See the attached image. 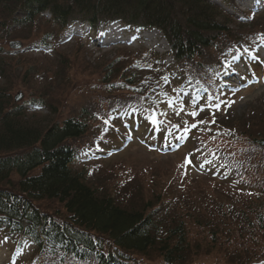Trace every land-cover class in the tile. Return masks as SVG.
<instances>
[{
    "label": "rangeland",
    "instance_id": "374dc122",
    "mask_svg": "<svg viewBox=\"0 0 264 264\" xmlns=\"http://www.w3.org/2000/svg\"><path fill=\"white\" fill-rule=\"evenodd\" d=\"M212 1L222 11L235 13L238 18H233L232 27L241 26L244 34L260 35L248 44L243 43L248 45L246 48H231L221 54L215 46L205 48L202 58L176 64L187 74L181 76L184 88L177 84L173 74L178 71L166 70L161 74L146 56L148 51L162 56L169 51V44L155 28L135 29L117 22L119 34L105 30L112 27L111 23L88 32L83 29L81 37L65 30L61 34L54 32L52 40L45 41L42 47L40 39L50 26L48 15H44L37 17L34 26H10L16 30L7 33V37L0 25V89L8 92L13 103L20 94L15 104L25 106L30 124L61 123L67 118H79L86 109L93 116L88 121V131L81 139L68 141L77 151L73 170L83 173L85 184L100 195H110L127 210L139 211L147 199L160 191L164 199L161 215L166 208L163 216L182 219L192 245L177 264H264V149L250 143L243 134L264 132V10L253 8L261 0ZM6 16L7 12L0 8V21H7ZM153 31L159 34L153 35ZM15 41L18 46L11 48L10 42ZM248 48L250 54L244 51ZM237 50L242 52L236 53ZM115 55L144 69L138 70L139 84H147V97L141 101L139 98V105H129V100H134L130 99L132 93L110 92L111 88L104 85L103 67ZM233 56L239 58L233 61V67H224ZM169 59L166 55L164 66H170ZM159 85L158 89L151 88ZM193 95L197 97L196 107H205L195 118L186 114L193 110L189 99ZM178 97L185 107L179 116L168 107L170 98L178 106ZM29 99L41 102V106L29 107ZM223 101L234 103L227 107ZM116 102L124 105L96 119L99 110ZM217 102L219 111L208 109V105ZM128 108L138 112L144 121L139 124L140 120L131 115L122 118L119 111ZM153 109L167 113L166 117H157L163 129L147 121ZM211 112H215V124H201L178 139L184 121L189 125L197 120L211 121ZM173 124L180 127L172 129ZM186 158L191 160L190 164L185 163ZM10 179L14 183L18 176L12 173ZM162 192L168 197L164 198ZM34 204L44 213L66 217L62 205L55 200ZM221 206L220 211L228 213L230 226L218 234L214 244L209 227H213L215 220L211 221L209 215L222 225L217 209ZM227 207L238 212L231 215ZM8 235L0 227V264H99L95 259L79 261L62 254L41 255L27 238L17 236L10 242ZM101 247L108 261L109 253L118 254L108 240ZM244 249L247 253L243 254L240 251ZM120 254L121 264H165L156 252L147 256Z\"/></svg>",
    "mask_w": 264,
    "mask_h": 264
},
{
    "label": "trees",
    "instance_id": "16d2710c",
    "mask_svg": "<svg viewBox=\"0 0 264 264\" xmlns=\"http://www.w3.org/2000/svg\"><path fill=\"white\" fill-rule=\"evenodd\" d=\"M0 8L7 12V21H0L5 37L16 30L10 26H34L37 17L49 13L50 26L42 35L43 42L51 41L54 32H61L73 19L96 27L113 20L135 27H155L169 44L172 70L178 71L175 74L181 81V76L187 74L176 64L202 58L205 48L215 46L220 54L231 48H246L248 45L243 43L248 44L260 35L244 34L241 26L232 27L234 16L207 0H0ZM146 56L159 71L166 70L157 54L148 52ZM126 60L115 55L104 65V85L111 88L110 92L132 93L130 99L134 100H129V105L135 106L139 105V98L141 101L147 97V84H139L138 70H144L143 67L130 65ZM144 67L152 70L150 66ZM28 101L29 107L41 106L34 99ZM123 105L110 103L95 117L113 113ZM92 119L84 109L79 118L48 122L44 126L30 124L25 106L14 104L8 92L0 89V227L11 241L27 238L46 256L62 254L79 261L95 259L99 264H121L120 252L144 256L156 252L165 264L182 261L192 245L182 219L163 216L166 208L161 215L164 199L160 191L147 199L139 211L127 210L110 195H100L94 187L85 184L83 173L73 170L77 151L68 141L81 139ZM243 134L250 143L264 149V132ZM12 173L18 176L14 183L10 179ZM163 197L168 196L163 193ZM41 200L60 203L66 217L44 213L34 204ZM222 207L217 208L222 225L209 215L211 221L215 220L211 223L213 227H209L214 244L218 234L230 226L228 213L220 211ZM237 212L238 209H231L229 214ZM258 219L262 220L261 214ZM105 240L118 251L117 255L109 253L110 261L101 250ZM240 252L247 253L245 249Z\"/></svg>",
    "mask_w": 264,
    "mask_h": 264
},
{
    "label": "snow or ice",
    "instance_id": "6c2138e0",
    "mask_svg": "<svg viewBox=\"0 0 264 264\" xmlns=\"http://www.w3.org/2000/svg\"><path fill=\"white\" fill-rule=\"evenodd\" d=\"M247 51V50H245ZM253 59H256L257 57L253 56ZM239 59L238 57L233 56L231 61H227L224 65V67L226 68H232L233 67V61ZM165 80V82H168V78L164 77L163 78ZM173 91H177V89H173ZM164 95H167V93H165ZM179 99V97L177 98ZM193 107V110L190 112H187L186 114L189 115L190 117H197L200 115V113L205 111V107L204 106H199L198 108L196 107V102H197V97L195 95L190 96L189 97ZM208 99H213V97L209 96ZM215 99H219V98H215ZM223 103L227 106L230 107L232 103H234V101H223ZM168 107L170 108H174L175 110V114L177 116H179L181 114V112H185V107H184V102L182 99H179V105L177 106V102L176 100H173L172 98L169 99L168 101ZM209 110L215 109L216 111L220 110V102H217L215 104L212 105H208L207 106ZM212 114V120L211 121H207V120H197L195 123L192 124H188L187 121H184L185 127L183 129L182 135L180 137H178V139H183L192 129H196L199 125L203 124V125H207L209 123L211 124H215L216 120H215V112H211ZM158 116H167L166 112H157L155 109H153L152 114L149 116V120L151 121V123L155 126L158 125L159 123H161L162 121H159L157 119ZM105 123H107V121H105ZM172 129H177L180 127V125H176L173 124L171 125ZM198 151V149H197ZM191 155V154H190ZM186 164H190L191 160L186 158L185 161ZM210 163V162H209Z\"/></svg>",
    "mask_w": 264,
    "mask_h": 264
},
{
    "label": "bare ground",
    "instance_id": "6f19581e",
    "mask_svg": "<svg viewBox=\"0 0 264 264\" xmlns=\"http://www.w3.org/2000/svg\"><path fill=\"white\" fill-rule=\"evenodd\" d=\"M109 31V30H108ZM112 31H113V33H115V34H119V30H117V28H115V27H112ZM69 34H73V31H71ZM153 35H158L159 33L157 32V31H153V33H152Z\"/></svg>",
    "mask_w": 264,
    "mask_h": 264
},
{
    "label": "water",
    "instance_id": "95a60500",
    "mask_svg": "<svg viewBox=\"0 0 264 264\" xmlns=\"http://www.w3.org/2000/svg\"><path fill=\"white\" fill-rule=\"evenodd\" d=\"M11 46H14L13 44ZM15 100H17V98H15Z\"/></svg>",
    "mask_w": 264,
    "mask_h": 264
}]
</instances>
